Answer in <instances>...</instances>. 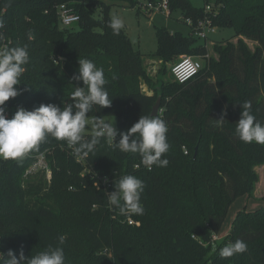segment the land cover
I'll list each match as a JSON object with an SVG mask.
<instances>
[{
  "label": "trees",
  "instance_id": "obj_1",
  "mask_svg": "<svg viewBox=\"0 0 264 264\" xmlns=\"http://www.w3.org/2000/svg\"><path fill=\"white\" fill-rule=\"evenodd\" d=\"M61 4L79 15L76 30L59 28L56 7ZM97 5L104 9L101 21L94 17ZM1 6L8 35L17 46L27 45L29 51L19 84L18 108L31 111L41 104H54L63 109L72 104L74 87L83 86L72 77L78 74V59L87 58L104 69L105 87L112 100L110 107L94 106L88 117L115 116L116 129L126 132L140 116L151 115L160 98L157 116L168 127L171 146L162 157L169 160L168 166L147 170L138 154L116 149L119 135L114 142L101 138L95 152L83 157L82 163L76 162L77 155L66 142L49 138L36 147L49 152V183L40 175L24 178L31 159L7 160L0 177V253L5 258L9 250L17 257L22 250L29 257L57 246L58 238L64 236L65 264H84L65 251L75 246L74 251L80 252L75 245L79 240L89 244L92 252H105L114 264H264V198L258 210L238 213L231 232L223 238L222 245L244 241L245 253L219 260L221 240L211 243L229 207L238 198L252 195L257 180L253 166L264 167V145L246 144L235 134L246 101L251 103L256 121L264 125V0H214L211 14L193 9L187 0H170V10L180 8L184 19L196 22L208 18L215 28H231L233 39L244 37L256 46L250 52L241 42H213L218 61L210 58L199 75L185 84L159 80L152 95L140 89V79L151 84L141 54L122 30L119 35L112 34L106 14L109 6L100 0H1ZM155 32L158 52L154 57L163 63L162 76L166 75L165 65L178 55H207L206 44L194 47L197 40L192 36L186 39L163 28ZM29 33L34 39H28ZM54 58L62 61L55 64ZM211 72L215 86L199 88ZM194 90L199 91L194 102L182 98V93L192 97ZM222 113H226L224 123L217 126L214 121ZM82 135L89 140L93 133ZM216 138L229 151L216 146V151L209 153ZM192 145L206 148L208 153L194 184L181 161L191 155ZM136 164L141 168L135 169ZM124 175H134L145 185L141 196L144 213L133 216L139 226H128L126 216L108 204L107 193L114 191L115 182ZM102 177L109 181L108 190L102 187ZM34 178L38 179L31 181ZM71 204L81 214L71 213ZM158 216H163L165 241L157 228ZM144 236L153 243L146 245L141 239ZM163 245L168 255L158 256Z\"/></svg>",
  "mask_w": 264,
  "mask_h": 264
},
{
  "label": "clouds",
  "instance_id": "obj_2",
  "mask_svg": "<svg viewBox=\"0 0 264 264\" xmlns=\"http://www.w3.org/2000/svg\"><path fill=\"white\" fill-rule=\"evenodd\" d=\"M108 27L113 35H119L124 24L119 16L113 15ZM28 39H34V36L29 33ZM28 63L27 45L0 48V159L20 161L49 138L66 142L70 148H74L78 157H86L95 152L101 138L106 137L114 142L119 135V141L114 144L120 152L138 154L141 163L149 170L153 166H168L169 160L162 158L170 148L166 136L168 127L159 116H140L138 122L126 132H119L114 123L102 118L94 117L89 121L88 114L94 106L107 108L111 106L112 100L105 87L107 81L104 69L87 58L78 59V74L72 77L83 84L82 87H74L72 104L63 109L54 104H41L31 111L17 108L11 119L6 118L5 102L20 94L14 86L21 83ZM242 108L235 127L237 138L246 144L254 142L264 145V125L257 122L251 113V103L244 102ZM225 115L222 113L221 118L214 121L217 126L224 123ZM89 123H92L94 132L89 140H85L82 134ZM144 188L141 179L124 175L115 182L114 191L107 193L108 204L126 217L143 215L141 196ZM64 241L65 237L60 236L57 246H48L29 257L22 250L18 257L11 250L7 258L0 253V264H65ZM246 251L247 244L237 239L222 247L219 254L222 258H231Z\"/></svg>",
  "mask_w": 264,
  "mask_h": 264
},
{
  "label": "rangeland",
  "instance_id": "obj_3",
  "mask_svg": "<svg viewBox=\"0 0 264 264\" xmlns=\"http://www.w3.org/2000/svg\"><path fill=\"white\" fill-rule=\"evenodd\" d=\"M102 3H104L105 6H109L106 14L108 18L111 20L113 15L119 16L124 24V27L121 29L126 36L129 38L132 47L138 51L140 54H142L146 59L150 57L156 56L158 52V45L156 41V29L163 28L169 31L171 34H178L183 36L186 39H190V36H192L193 39L197 40L193 44L194 47L198 45H204L207 44V55L205 57L203 56H191V55H178L176 58L171 60L168 64L165 65V74L164 76L159 73L161 69L163 68V63H157L155 68V77H162L165 79H168L167 81L170 82V73H169V67L172 65L175 61L182 57H192L197 60H199L202 63V66L205 65V63L210 59L213 58L215 61H218V56L214 53L211 43L213 42H222L230 40V43L237 44L239 42L243 43L247 49L252 52L254 50V47L256 46V43L252 42L249 39H246L244 37H240L237 39H233L234 32L231 28H220L216 27L215 32L208 33L206 40H200L191 33V29L189 26H187L184 23V16L180 8H176L171 11V15L168 17L165 14L153 12L150 14H146L144 12V9L142 6L148 3L147 0H131V6L124 7L122 2L125 0H100ZM156 2H159L160 0H153ZM188 4L195 10L199 11L204 8L205 4L212 5L214 4V0H187ZM104 9L103 7L97 5L96 11L94 13V17L98 20H103L104 16ZM103 17V18H102ZM72 29L76 30L77 26L73 25L71 27ZM145 68V67H144ZM146 72L150 73L152 71L151 68L147 66L145 68ZM148 70V71H147ZM151 74V73H150ZM169 74V75H168ZM203 85L199 88H203V90L206 89H212L216 84V79L214 76L206 75L205 81L202 82ZM199 94L198 90H194L192 92V97H189L186 93H182L183 99H189L192 102H194L195 98ZM178 108L181 109L180 104H178ZM94 117L102 118L104 121L108 123H114V127L116 128V117L115 116H106V117H98V116H90L88 117L89 121H92ZM94 129L92 126V123H89L86 125V129L83 133H93ZM216 143L213 146H209L208 151L209 153L216 151V146L221 151H227L228 147H224L222 144V141L219 138H216ZM109 141V140H108ZM171 148V146H170ZM232 155V152H229ZM188 156V155H187ZM208 157L207 149H203L192 145V152L191 155L187 158H182L181 161L185 167V170L187 171L190 178H192V184H194L195 177L198 176L199 170L201 165L206 163V159ZM253 170L256 174L257 180L254 184V189L252 195L249 196H243L238 198L228 209V213L226 216V219L217 234V241H220L219 244V252L222 247H224L226 244L223 240L229 233L231 232V228L233 225V221L240 212H254L258 210L261 207V199L264 198V167L255 165L253 166ZM173 175V174H172ZM38 178H34L31 181H34ZM168 178H166L167 180ZM174 179L177 183H182V181L174 176ZM25 180V179H24ZM57 186V185H56ZM72 209L70 210L71 213H77L81 214V211L77 209L75 206L71 204ZM157 228L159 231V234L161 236V240L165 241L167 239L166 231L162 225L163 222V216H158L157 218ZM145 242L146 245L152 244L153 241L150 240L147 237L141 238ZM141 240V242H143ZM149 242V244H147ZM83 241L79 240L76 242L75 245H78V247L81 249L80 252L74 251V247L72 248H66L65 251L68 253L67 256L74 255V257H78L82 260L84 264H114V262L111 260L109 255H105V252L103 251H96L92 252L90 245L88 244H82ZM189 249L192 252V243H189ZM216 249V248H215ZM158 256H164L168 255V248L165 247V245L161 246L159 249ZM216 251V250H215ZM94 253L92 258H89L90 254ZM66 256V258H67ZM223 258L219 256V260H222Z\"/></svg>",
  "mask_w": 264,
  "mask_h": 264
},
{
  "label": "built area",
  "instance_id": "obj_4",
  "mask_svg": "<svg viewBox=\"0 0 264 264\" xmlns=\"http://www.w3.org/2000/svg\"><path fill=\"white\" fill-rule=\"evenodd\" d=\"M148 3L142 6L144 12L146 14H150L153 12H158L167 15L168 17L171 15L170 10V0H160L159 2L153 0H147ZM57 14L59 17V28L61 30L70 29L73 25H77L80 21L79 15L67 4H61L56 7ZM213 11V6L209 4H205L204 8L202 9V13L204 14H211ZM5 9L1 6L0 0V48L3 47H16L15 40L12 39L5 28L3 15ZM184 23L190 27L192 31V35L197 37L200 40H206L207 34L215 32V27L212 25L211 21L208 18H204L202 20H197L194 22L191 18H185ZM62 61L60 58H54L53 63L57 64L58 62ZM202 69V63L192 57H182L175 61L169 67L170 78L173 82L178 84H185L187 82L193 81L200 73ZM17 91L19 92V85L14 86ZM19 96V95H18ZM18 96L15 98H10L8 101L5 102V115L6 118L11 119L14 115L15 111L17 110V99ZM63 149V148H61ZM74 154V148H72ZM182 151L184 155L188 154V150L185 147H182ZM49 152L48 150L38 151L36 148L31 150L23 159H31L30 165L27 167L24 173V178H32L36 175H40L44 181L47 183L50 182L52 171L50 168V163L48 160ZM83 157L76 156V162L82 163ZM7 160L0 159V177L3 164ZM144 168L149 170L147 167L143 165ZM141 165L136 164L135 169H140ZM102 187L104 190H108L110 185L109 181L102 177L101 179ZM124 222L128 226H139L140 223L136 221L133 216L125 217ZM217 241V236L213 235L211 243L214 244ZM214 246V245H213Z\"/></svg>",
  "mask_w": 264,
  "mask_h": 264
},
{
  "label": "crops",
  "instance_id": "obj_5",
  "mask_svg": "<svg viewBox=\"0 0 264 264\" xmlns=\"http://www.w3.org/2000/svg\"><path fill=\"white\" fill-rule=\"evenodd\" d=\"M121 4H123L124 7H129L132 5L131 4V0L130 1H124L122 2ZM211 45H213V43H211ZM207 46V44H206ZM141 58L143 60V66L146 68L147 66L149 67V69L151 68L152 70H149V71H152L150 73L146 72V76L149 80V83H151L150 85L146 83L145 80L143 79H140V89H141V92L145 95H152L153 93V88H156L158 85H159V80H163L165 83L168 82L167 80L168 79H165V78H160L159 76L158 77H155V68H156V64L157 63H162V61L156 57H150L148 59H146L142 54H141ZM146 71V70H145ZM148 71V70H147ZM169 75V74H168ZM171 80V79H170ZM171 82V81H170ZM156 84V86H154ZM250 212V211H249Z\"/></svg>",
  "mask_w": 264,
  "mask_h": 264
},
{
  "label": "water",
  "instance_id": "obj_6",
  "mask_svg": "<svg viewBox=\"0 0 264 264\" xmlns=\"http://www.w3.org/2000/svg\"><path fill=\"white\" fill-rule=\"evenodd\" d=\"M159 105H160V98L157 99L155 105L152 107V114L151 116H155L158 114V111H159Z\"/></svg>",
  "mask_w": 264,
  "mask_h": 264
}]
</instances>
